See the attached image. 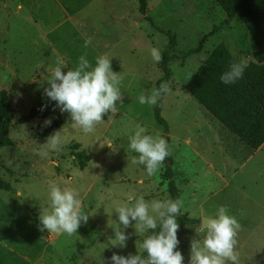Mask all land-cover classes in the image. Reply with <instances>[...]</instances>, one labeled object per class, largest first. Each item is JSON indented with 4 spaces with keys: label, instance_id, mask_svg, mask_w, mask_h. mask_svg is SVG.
I'll use <instances>...</instances> for the list:
<instances>
[{
    "label": "rangeland",
    "instance_id": "rangeland-1",
    "mask_svg": "<svg viewBox=\"0 0 264 264\" xmlns=\"http://www.w3.org/2000/svg\"><path fill=\"white\" fill-rule=\"evenodd\" d=\"M114 1L126 15L124 44L115 53L119 63L112 66L123 77L124 103L115 115L106 116L97 125L94 134L85 135L73 125L69 113L61 112L44 95V89L57 59L73 67L84 53L93 63L97 55L104 54V0H0V91L9 93L15 114L9 135L14 145L0 150V176L13 186L12 191L0 189V244L33 264H111L113 252L137 254L143 236L136 233L135 221L125 229L126 247L112 245L113 229L118 227L113 208L124 203L130 191L145 194L148 200L171 198L163 165L157 174L147 176L142 165L131 163L135 153L128 148V136L135 125H142L168 140L184 214L200 219L226 207L241 225L236 237L239 264H264V146L247 160L250 148L186 89L221 42L236 60L244 58L249 63L256 45L248 28L235 19L212 36L201 53L170 62V91L161 108L169 126L166 132L155 117L157 104L138 101L140 95L153 93L163 76L159 63L149 54L152 47H159L162 53L168 48L169 37L158 28L177 35L178 50H190L224 21L227 13L214 0H148V16L154 25L140 12L139 0ZM75 7L79 9L76 15ZM129 14L140 22L138 27L136 20L127 18ZM129 24L135 25L134 36ZM87 38L92 39V45L85 48ZM32 108L37 110L36 117L22 123L20 118ZM55 118L65 121L59 130L66 143L59 152L44 156L39 152L48 137L38 133V124ZM108 141L113 142L115 151L102 146ZM75 142L90 155L84 169L73 155ZM53 182L80 193L81 211L89 217L77 233H48L30 221V216H40L48 206L47 190ZM200 223L177 232L184 264H189L191 243L198 238Z\"/></svg>",
    "mask_w": 264,
    "mask_h": 264
},
{
    "label": "clouds",
    "instance_id": "clouds-1",
    "mask_svg": "<svg viewBox=\"0 0 264 264\" xmlns=\"http://www.w3.org/2000/svg\"><path fill=\"white\" fill-rule=\"evenodd\" d=\"M92 45V39L84 40V47ZM149 54L154 63L162 59L159 47H152ZM111 58L106 54L97 55L94 63L87 53L78 57L76 64L69 67L63 60L57 59L54 68L48 72V87L44 95L54 101L61 112L70 114L71 121L85 135L94 134L98 124L109 115H115L122 106L123 77L112 69ZM247 61L240 58L232 62L220 76L221 83L235 84L243 78ZM62 69H67L62 71ZM166 83L149 95H140V104L156 105L158 99L169 93ZM45 125L50 124L49 119ZM99 141V140H97ZM66 143L60 130L42 143L39 154L47 156L49 152H59ZM113 151L112 141L104 143ZM128 148L135 155L131 163L142 165L147 176L158 173L165 159L171 155L167 138L159 133L150 132L146 126L135 125L128 136ZM23 197L22 191L17 192ZM125 202L113 208L118 214V227L114 230L113 246L126 247L128 235L125 229L135 221L136 233L143 236L140 251L127 256L113 252L111 264H184V256L178 248L177 217L183 215V200L180 198L145 199V194L134 192L125 194ZM48 206L39 216L41 230L52 234L72 235L77 233L81 222L88 217L82 211V199L77 189L61 187L51 183L47 190ZM112 210V211H113ZM200 227L196 229L198 238L191 243L189 264H239L236 252L237 233L241 227L236 216L226 207H219L213 214L200 217ZM201 233L203 236L201 237ZM146 253V256L143 255Z\"/></svg>",
    "mask_w": 264,
    "mask_h": 264
},
{
    "label": "trees",
    "instance_id": "trees-1",
    "mask_svg": "<svg viewBox=\"0 0 264 264\" xmlns=\"http://www.w3.org/2000/svg\"><path fill=\"white\" fill-rule=\"evenodd\" d=\"M227 13V18L219 25L213 26L206 33L195 48L190 50H178V37L171 31L158 28L169 37L168 48L162 53L159 66L163 70V76L158 79L157 89L160 84L168 83L172 77L169 64L175 60H185L189 56L203 51L208 40L220 29L228 26L233 20H238L246 25L256 49L253 59L247 63L243 78L235 84L225 85L221 83L220 76L226 71L236 58L225 42L218 44L201 66L193 74L186 84L187 91L216 118L224 127L238 136L251 151H257L264 145V0H214ZM140 12L145 19H153L148 16V0H139ZM155 25V24H154ZM163 94L156 106L155 117L157 121L169 132L166 119L161 114ZM37 110L32 108L27 115L20 118L22 123H30L36 117ZM15 114L12 100L7 90L0 91V150L6 146H13L14 141L9 136L14 122ZM51 123L38 124V133L42 137H49L61 129L65 121L62 118L50 120ZM81 144H73V155L78 160L79 166L84 169L88 166L90 155L86 149H80ZM173 158L167 157L163 163L164 175L168 178V186L172 199L178 198V187L173 179ZM0 189L12 191V184L0 176ZM177 221L179 229L196 224L198 219L187 215L179 216ZM30 221L41 229L39 215L30 216ZM43 231H46L43 230ZM143 255L146 256V253ZM0 264H33L28 259L19 255L16 251L0 244Z\"/></svg>",
    "mask_w": 264,
    "mask_h": 264
},
{
    "label": "crops",
    "instance_id": "crops-1",
    "mask_svg": "<svg viewBox=\"0 0 264 264\" xmlns=\"http://www.w3.org/2000/svg\"><path fill=\"white\" fill-rule=\"evenodd\" d=\"M73 1H76V0H73ZM124 2H125V0H124ZM124 2L121 3L123 5V8L125 7ZM116 6H117V3L114 0H104V49H105L104 54H106L109 57H112L111 58V65L117 67V64L119 63V57L117 55H115V53H116V49L119 47V45L122 46L124 44L125 36L123 34V23L125 24L126 15H125L124 11L123 12L119 11V9H118L119 5L117 6V8H116ZM62 7L65 8V5H62ZM106 12L109 13L108 16L106 15ZM119 12H120V14H119ZM78 13H79V9H77L75 7L74 14L76 15ZM69 16H70L69 18H71V20L74 19V15L70 14ZM119 17H120V21H121L120 24H119ZM127 18H129V20L132 22H134L136 20L135 16L130 15V14L128 15ZM136 22H137V27H138V24L140 22L137 20H136ZM129 26L131 28H133V36H134L135 25L129 24ZM120 28H122V30L120 31L121 36H119V29ZM52 31H53V28L51 30H49L48 33H52ZM45 41H46V43H48L49 45H51L53 47V44L50 41H48V40H45ZM208 134L210 135L211 133H208ZM207 142H208V139L205 141V143H203V147L205 150H207ZM262 147L260 149H262ZM260 149H258L257 151H259ZM257 151H252L249 154V157L247 160L252 159V157L254 155L253 153L257 152ZM173 179L175 180L174 177H173ZM228 180H229L228 176L226 178H223V182L225 185L227 184ZM177 187H178V185H177ZM179 193H180V190L178 187V198H180ZM206 214H208V213H206ZM183 215H185V214H183ZM179 216H182V215H179ZM198 220H199V222L201 221L200 219H198ZM192 225H194V224H192ZM192 225H190V226H192Z\"/></svg>",
    "mask_w": 264,
    "mask_h": 264
}]
</instances>
